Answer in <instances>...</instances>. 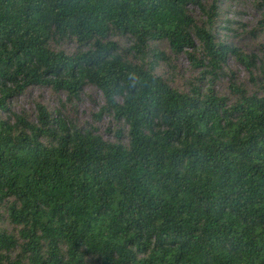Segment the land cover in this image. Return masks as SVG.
I'll list each match as a JSON object with an SVG mask.
<instances>
[{"label": "trees", "instance_id": "1", "mask_svg": "<svg viewBox=\"0 0 264 264\" xmlns=\"http://www.w3.org/2000/svg\"><path fill=\"white\" fill-rule=\"evenodd\" d=\"M220 15L219 0H0V264H264V59L220 40ZM181 53L184 88L157 71ZM86 84L112 139L72 109L8 107L33 85L72 105Z\"/></svg>", "mask_w": 264, "mask_h": 264}, {"label": "rangeland", "instance_id": "2", "mask_svg": "<svg viewBox=\"0 0 264 264\" xmlns=\"http://www.w3.org/2000/svg\"><path fill=\"white\" fill-rule=\"evenodd\" d=\"M260 5L261 0H219L221 15L218 22L217 35L220 40L223 38L234 46L239 47L243 52H253L261 57V59H264V23L262 25L258 24L259 20L264 18L262 14L264 8H259ZM191 7L195 17L201 15L197 6ZM121 42L124 45L128 44L126 40H121ZM62 47L67 52H71L75 44L73 41H67ZM159 47L168 51L165 43ZM228 66L237 73L241 80L246 79V70L234 57H229ZM157 71L164 76H167V73H169L173 77V85L178 88H184L185 80L188 78L191 69L186 55L181 53L172 57L167 68L159 66ZM225 80L219 79V83L216 84V89L223 93L226 92ZM61 98H64L62 92H56L49 86L33 85L28 87L23 93L12 97L9 100L8 107L13 112L25 113L30 117H34L36 114V102H41L47 108H55V110H59L67 115L71 111L70 109H72V115L79 124L93 122L104 138L112 139L113 135L107 131L111 121L110 115L103 114L96 120L92 117V113L97 112L103 103L102 92L99 88L86 84L83 87L81 98L72 105L66 103L61 107ZM0 226L7 229L11 228L6 221H0Z\"/></svg>", "mask_w": 264, "mask_h": 264}]
</instances>
